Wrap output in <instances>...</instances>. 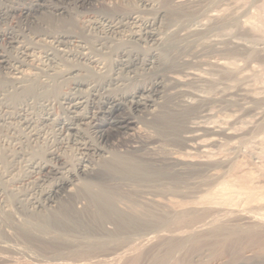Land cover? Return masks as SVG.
<instances>
[{
  "label": "bare ground",
  "instance_id": "obj_1",
  "mask_svg": "<svg viewBox=\"0 0 264 264\" xmlns=\"http://www.w3.org/2000/svg\"><path fill=\"white\" fill-rule=\"evenodd\" d=\"M18 1L0 0V212L13 221L9 206L24 202L46 211L15 221L18 235L54 255L31 263L138 264L163 251L158 264H184L220 250L243 264L254 244L264 260V240L255 227L246 233L264 223V186L253 185L264 164V93L233 58L261 52L264 22L240 27L241 14L219 15L237 0L104 1L110 12L93 10L97 0ZM79 17V33L64 24ZM228 24L251 39L227 37ZM49 134L53 145L40 150ZM73 147L71 162L62 150ZM237 152L253 169L225 177ZM227 216L247 223L245 237L226 230ZM2 238L5 262L14 247Z\"/></svg>",
  "mask_w": 264,
  "mask_h": 264
},
{
  "label": "rangeland",
  "instance_id": "obj_2",
  "mask_svg": "<svg viewBox=\"0 0 264 264\" xmlns=\"http://www.w3.org/2000/svg\"><path fill=\"white\" fill-rule=\"evenodd\" d=\"M15 1H18V0H15ZM29 0H25V1H22V0H19L18 2H21V4L22 5H24L26 2H28ZM104 1L105 2H107V1H111V0H97L96 1V4H95V6L93 7L94 9L93 10H102V11H106V12H110V10L107 8V6L105 5V3H104ZM125 3V4H124ZM122 4H123V6H122V8H124V7H134L135 5H137L136 4V0H123V2H122ZM234 7H232L231 5L228 7V6H223L222 8H220L219 9V15L220 16H222V17H224V16H226L228 19L230 18V17H232L233 15H234V13H237V15H239V14H241V15H239V18H238V20L239 21H241L240 23L238 22V24H240L241 26L240 27H242V25H243V21H244V26L245 27H248V26H250L251 24L252 25H257V26H261L262 25V23L264 22V0H237V2L233 5ZM251 6V7H250ZM226 7V8H225ZM228 8H229V11H228ZM233 8H234V10H233ZM116 9H118V8H116ZM119 9H121V8H119ZM224 9H225V11H224ZM245 10V12H243ZM148 13V15L149 16H151L152 17V15H153V13L154 12H152V11H148L147 12ZM246 14V15H245ZM243 15V16H242ZM242 16V17H241ZM254 16V17H253ZM240 17H241V19H240ZM80 18V17H79ZM45 20H47V19H45V18H43V21H45ZM79 20V21H78ZM248 20V21H247ZM13 22H11L10 24H12V25H14L16 28H20V23L18 22V19L17 18H14L13 20H12ZM81 21V18L80 19H78V18H76L75 19V21L73 20V19H68L66 22H64V24L66 23V25L67 24H70V28H73V30L75 31V32H77V33H79V32H81V31H83V26H82V23L80 22ZM245 21H247V22H245ZM262 22V23H261ZM255 23H257V24H255ZM57 25H58V23H56ZM63 24V23H62ZM63 24V25H64ZM61 25V24H60ZM67 26H69V25H67ZM73 26V27H72ZM231 27V28H230ZM230 29H232V30H230ZM234 30V31H233ZM230 31V32H229ZM223 32V34H227L226 36L227 37H232L233 36V39H238V37H242V38H239V40L241 39V40H245V39H251V36H250V34L249 33H246V34H243V33H241L240 32V30H239V26H237V25H226L225 26V29L222 31ZM226 32H228V33H226ZM241 33V34H238V33ZM249 34V35H248ZM235 36V37H234ZM92 39V38H91ZM261 45V46H260ZM260 45H257V48H255V49H257L260 53H254L253 55H251L250 56V58H245V57H241L242 55H241V53H238V54H236V57H233L234 59H236V61L235 60H233V58H230V61H235L237 64L239 63H241V65L242 66H245V67H243V70L241 71V75H243L244 76V74H246V75H248V76H250V75H254V74H256V76H255V78H253V77H251L252 79L248 82L247 81V84L249 83L250 84V86H249V84H248V86H249V88H251V89H253V90H255V91H257L258 93H261V92H263L264 93V91L262 90V89H264V64L262 63V62H264V45L263 44H260ZM145 50V49H144ZM144 50H141L140 52L142 53ZM258 51H256V52H258ZM255 54H257V55H255ZM239 55H241V56H239ZM233 56H235V55H233ZM249 57V56H248ZM239 58H240V60H239ZM237 60H239V61H241V62H239V61H237ZM256 61V62H255ZM109 62V61H108ZM249 62V63H248ZM243 63V64H242ZM250 63H251V65H250ZM108 64H110V62L108 63ZM256 64V65H255ZM262 65V66H261ZM249 66V67H248ZM257 66V67H256ZM258 66H259V68H258ZM262 68V69H261ZM256 70V71H255ZM148 71V72H147ZM147 71H145V72H143L144 74H142V78H144L145 80H147V79H151L152 77H153V72L151 71L150 72V70H147ZM258 71V72H257ZM152 73V74H151ZM263 74V75H262ZM245 75V76H246ZM258 75V76H257ZM263 79V80H262ZM256 82V83H253V82ZM252 84V85H251ZM257 85L259 86V88H257ZM69 86H70V84H69ZM256 87V88H255ZM66 89H68V86H66L65 85V88H64V86L61 88V90H66ZM260 91V92H259ZM224 104V103H223ZM222 103H221V105H223ZM221 105H220V107H221ZM263 106V109H264V104H262ZM224 106V105H223ZM56 108V109H55ZM60 107L59 106H55L54 107V109H53V112H55L56 114L58 113H61L60 111H61V108L59 109ZM223 110H225L223 107H221ZM222 110V111H223ZM229 111V109L228 110H225V111H223V112H225V113H227ZM251 117V116H250ZM250 117H246V119H249ZM264 120V119H263ZM262 120V121H263ZM260 122V124H264V122ZM144 123V122H143ZM143 129L145 128V126H143L142 127ZM142 129V130H143ZM148 131H150V129L148 130ZM151 132V131H150ZM261 134H264V131H262V132H259V136L261 135ZM51 136V137H50ZM93 137H94V135H92ZM262 136H264V135H262ZM50 137V138H49ZM49 138V139H48ZM93 139H95V137L93 138ZM134 139H137L136 137H134ZM52 135H48L46 138H45V142L47 143H45L43 146H41V149L40 150H43V148H45V146L46 145H53V143H52ZM238 140V139H237ZM237 140H234V143H239L241 140H239V142L237 141ZM49 141V142H48ZM50 143V144H49ZM250 144V143H249ZM248 144V145H249ZM253 145H254V143H252ZM51 145V146H52ZM258 145V144H257ZM256 144H255V146H257ZM248 148V147H247ZM249 148H252V146H249ZM74 147L72 148V150H71V148L69 149H64V150H62V153H63V155H64V157L65 156H67V157H65L66 159H68L69 161H71V162H73V160H75V157L77 156V154H76V150L74 149ZM119 150H122V148H118ZM116 151H117V149H116ZM119 153H122V152H119ZM239 154H241V156L239 155ZM239 155V156H238ZM245 157H247L246 159H245ZM70 158H72V159H70ZM236 158V159H235ZM234 159H233V162H232V164H231V169H226V168H221V171H220V169H219V171L220 172H225L226 170L228 171H226L225 172V177H229L230 178V176H237V177H239L240 175H244V172H246V171H249V169H250V171H252V169H253V166H252V163L250 162V160L248 159L249 157H248V155H247V153L246 154H244V152L243 153H238L237 152V155H236V157H235ZM245 160V161H244ZM239 162V163H238ZM245 162V163H244ZM235 163V164H234ZM235 166H234V165ZM251 164V165H250ZM239 165H240V167H239ZM237 166L239 167V169L237 168ZM245 166V167H244ZM234 167H236V168H234ZM261 168V171H260V169L258 170V172L256 173V176L257 177H259L258 178V180H257V184L256 183H254L253 185L255 186V190H257V188H259L261 185L262 186H264L263 184H264V164L262 165V166H260ZM232 169H233V171H232ZM231 170V171H230ZM262 170H263V173H262ZM230 171V172H229ZM19 173L21 174L22 173V171L19 169ZM228 173V174H227ZM263 174V175H262ZM229 175V176H228ZM81 182L83 183V184H85V182L86 183H88L87 181H84V180H81ZM47 182H45V184L42 186V188L44 187H48V183L46 184ZM213 186V185H212ZM212 186H209V189L210 188H212ZM194 190H195V192H198L197 194L198 195H201L203 192H205V191H203V188L201 189H199L198 190V188H194ZM202 192V193H201ZM257 192V191H256ZM12 196L10 195L9 196V198L10 199H12L11 198ZM174 197H176V198H174V199H178L179 198V200H183V202H188V201H190L191 200V198H192V195H188L187 197L186 196H174ZM181 197V198H180ZM184 197H186V198H184ZM82 198L80 197V198H78V203H76L75 204V208L76 209H78L77 211H79L80 212V210H82L84 207H85V205H86V201H84V199H82ZM173 199V200H174ZM186 201H185V200ZM188 199V200H187ZM62 203L63 204H65V205H69L70 206V203L68 202L67 203V201H62ZM78 207H77V206ZM80 205V206H79ZM13 206V207H12ZM27 206V207H26ZM47 207V211L48 210H50L51 208H48L49 207V205H46L45 206V208ZM9 208L12 210V213H15L14 215L15 216H13V221H11V220H8L7 219V221L5 220V214L4 213H2V212H0V221H2V222H0V226L2 227H0V229L2 230L3 228V232H5L4 234L0 231V238H2V236H3V238L2 239H6V240H8V241H10V243L12 244L11 246L12 247H14V250L12 249H10V250H6L5 252H2V255L4 254H8V256H11L10 258V260H8V261H0V264H19V263H22V262H29L30 264H33V263H35V262H37L38 263V261L40 262L41 261V259H42V261H41V263L45 260V261H47L48 259H50V258H48V257H53L54 255H50V256H47V255H49L50 253L49 252H44V251H40L39 249H38V247H37V245L35 244V242L33 241V242H30V241H26L25 239H23L20 235H18V233H19V228L18 227H16V222L15 221H17L18 219H19V221L20 220H23V218H24V216H25V214L24 213H32L33 215L35 214V216L37 215V213L39 214V215H37L38 217L41 215V216H45L46 214H44L46 211H39V210H37L36 208H33V207H31L28 203H26V202H24V204H23V206H21L20 207V205L19 204H17L16 206H15V204H13V205H11V207L9 206ZM15 209V210H14ZM26 209V210H25ZM31 209V211H29ZM0 211H2V210H0ZM20 211V212H19ZM57 211V210H56ZM261 211L262 212H264V209L262 208L261 209ZM44 212V213H43ZM55 212V211H54ZM54 212H49V213H54ZM42 213H43V215H42ZM48 213V212H47ZM81 213H84V212H81ZM4 214V215H3ZM78 214V213H77ZM86 214V213H85ZM84 214V215H85ZM21 216V217H20ZM23 217V218H22ZM73 218H74V216H73ZM4 219V220H3ZM11 219V218H10ZM79 219V218H78ZM235 219V220H234ZM82 220V219H81ZM222 220H224V222H225V228H226V230L228 231V228H229V230H232V228H238V229H241V231H243V233H241V231H240V233L242 234L241 236H246V233L247 232H250L251 230L250 229H252L253 230V228L255 227V229L253 230V231H251V232H255V231H258V232H256L255 234H256V236H258V238L262 241V239L264 240V238H262L263 236H264V223H260V225L262 226H260V225H254L253 227H247L246 226V224L247 223H245L243 220H239V218H236L235 216H227L225 219L223 218ZM6 221V222H5ZM86 221H87V219H86ZM243 221V222H242ZM4 222V223H3ZM12 222V223H11ZM92 222V221H91ZM15 224V225H14ZM231 226H230V225ZM237 224H238V226H237ZM228 225V226H227ZM233 225V226H232ZM240 225V226H239ZM6 226V227H5ZM9 226V227H8ZM108 226H110L109 224H108ZM232 227V228H231ZM244 227H245V229H244ZM246 227H247V229L249 230V231H246L247 229H246ZM259 228V230L257 229L256 230V228ZM7 228V229H6ZM75 230V231H74ZM74 231V232H73ZM246 231V233H244ZM77 231H76V229H72L71 231H70V235H72V236H74V235H76V234H78V232L76 233ZM16 234V235H15ZM245 234V235H244ZM190 242V241H189ZM155 242L153 241L152 243H150V245L151 244H154ZM147 245H149V244H147ZM187 245H191V243L189 244V243H186L185 244V248L184 249H187V248H189V246H187ZM256 244H254V245H246L244 248V250H245V252L243 251V257H244V259H241V260H243V264H264V260L263 259H261L259 256H260V248H258V246L256 245ZM16 246H18V247H16ZM20 246V247H19ZM147 247V246H146ZM31 248V249H30ZM162 248V247H161ZM249 249V250H248ZM19 250H21V252L19 251ZM161 250V249H160ZM247 251V252H246ZM250 251V252H249ZM1 252V251H0ZM19 252V253H18ZM25 252V253H24ZM26 252H27V254H26ZM30 252V253H29ZM37 252V253H36ZM41 252V254H40V256H39V253ZM205 252H208V254L210 255V256H208V258L207 259H203V261H199V260H197V261H190V263H189V261H186L184 264H241V263H236V261H238V260H233V259H231V256H229V255H226L225 253H222L220 250H218V251H211V250H206ZM13 253H16V254H13ZM35 255H34V254ZM10 254V255H9ZM26 254V255H25ZM159 254V255H158ZM151 253V252H149V255L147 254V257H144L143 259H142V261H140L138 264H158V263H160V262H162L165 258H166V255L163 253V251L161 252V253ZM250 254H251V256H250ZM155 255V256H154ZM157 255V256H156ZM30 256V257H29ZM34 256V257H33ZM42 256V257H41ZM246 256V257H245ZM257 256V257H256ZM37 257V258H36ZM159 257H160V260H159ZM259 257V258H258ZM15 258V259H14ZM19 258V259H18ZM32 258H35V259H33V260H31ZM44 258V259H43ZM23 259V260H22ZM27 259V260H26ZM28 259H29V261H28ZM150 259V260H149ZM209 259V260H208ZM228 259V260H227ZM252 259V260H251ZM261 259V260H260ZM22 260V261H21ZM31 260V261H30ZM145 260V261H144ZM158 260V261H157ZM12 261H15V262H12ZM2 262V263H1ZM10 262H12V263H10ZM17 262H19V263H17ZM31 262H33V263H31ZM154 262V263H153Z\"/></svg>",
  "mask_w": 264,
  "mask_h": 264
}]
</instances>
